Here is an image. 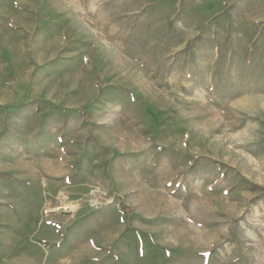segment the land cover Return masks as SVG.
Returning a JSON list of instances; mask_svg holds the SVG:
<instances>
[{
	"label": "rangeland",
	"instance_id": "rangeland-1",
	"mask_svg": "<svg viewBox=\"0 0 264 264\" xmlns=\"http://www.w3.org/2000/svg\"><path fill=\"white\" fill-rule=\"evenodd\" d=\"M0 264H264V0H0Z\"/></svg>",
	"mask_w": 264,
	"mask_h": 264
}]
</instances>
